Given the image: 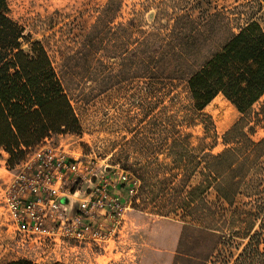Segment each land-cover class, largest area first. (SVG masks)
I'll return each instance as SVG.
<instances>
[{"label":"trees","instance_id":"1","mask_svg":"<svg viewBox=\"0 0 264 264\" xmlns=\"http://www.w3.org/2000/svg\"><path fill=\"white\" fill-rule=\"evenodd\" d=\"M170 1L156 6L149 23L146 5L123 19V0H107L81 35L83 43L68 57L86 58L94 74L112 78V88L141 78L150 90H167V95L177 82L198 114L218 95L236 109L240 117L223 133L224 148L205 155L206 179L193 189L198 198L188 210L200 224L193 228L190 261L264 264V138H251L256 125L264 126V100L253 108L264 97V0H233L243 7L240 18L247 17L236 25L230 11L217 9L213 0ZM9 11L8 0H0V154L6 155L8 169H14L31 148L56 135L78 134L81 127L47 49L29 39ZM218 34L223 39L214 43ZM205 118L206 128H213L210 117ZM206 188L216 194L207 204L202 197ZM239 195L248 198L240 206ZM180 208L184 218L183 200ZM203 236L207 243L202 249ZM235 238L245 243L234 256ZM181 260L186 259L175 255L172 264ZM0 264L61 263L17 258Z\"/></svg>","mask_w":264,"mask_h":264},{"label":"rangeland","instance_id":"2","mask_svg":"<svg viewBox=\"0 0 264 264\" xmlns=\"http://www.w3.org/2000/svg\"><path fill=\"white\" fill-rule=\"evenodd\" d=\"M106 2L8 0V5L10 17L24 28V34L47 49L80 123V133L56 135L49 142L60 144L72 153L87 155L91 165L119 164L141 178L140 201L126 225L125 240L112 242V249L110 246L103 253L74 241L38 243L18 232L1 197L14 172L8 169L6 155L1 152L0 261L26 258L38 263L61 264H172L175 255H182L186 260L178 264H192L190 257L195 253L196 236L193 228L200 224L194 219V211L188 210L195 207L198 198L193 189L206 179L205 155L224 148L223 133L240 114L221 95L200 114L194 112L185 87L177 82L169 86L167 95V90L155 87L150 90L141 78L112 88V78L94 74L86 58L75 61L68 57L72 49L83 43L81 35L90 29ZM162 2L173 1L123 0L122 18L146 5L144 17L150 23L156 6ZM213 3L219 10L230 11L233 25L247 18H240L238 12L243 7L236 6L233 0H213ZM221 34L214 38V43L222 41ZM23 47L26 49L28 44L24 43ZM262 100L264 97L254 105V110ZM205 116L210 117L213 128H206ZM251 138L254 141L264 138V126L256 125ZM199 159L201 163L197 164ZM215 195L211 188L202 193L206 204L214 201ZM181 200L187 206L184 218ZM247 201V197L239 195L236 205ZM183 226L187 228L184 230ZM200 242L201 248H205L207 238L201 237ZM235 243L238 246L232 248L234 256L245 240L235 238Z\"/></svg>","mask_w":264,"mask_h":264},{"label":"built area","instance_id":"3","mask_svg":"<svg viewBox=\"0 0 264 264\" xmlns=\"http://www.w3.org/2000/svg\"><path fill=\"white\" fill-rule=\"evenodd\" d=\"M49 140L29 150L2 190L11 224L38 243L74 241L103 253L112 249V242L125 240L140 201V179L119 164L91 165L87 155Z\"/></svg>","mask_w":264,"mask_h":264},{"label":"water","instance_id":"4","mask_svg":"<svg viewBox=\"0 0 264 264\" xmlns=\"http://www.w3.org/2000/svg\"><path fill=\"white\" fill-rule=\"evenodd\" d=\"M63 202H66V198H62L61 199ZM72 206H71V210H70V213H72L73 212V210H74V208H75V203L74 202H72V204H71Z\"/></svg>","mask_w":264,"mask_h":264},{"label":"bare ground","instance_id":"5","mask_svg":"<svg viewBox=\"0 0 264 264\" xmlns=\"http://www.w3.org/2000/svg\"><path fill=\"white\" fill-rule=\"evenodd\" d=\"M224 102H225V101H224ZM223 120H225V119H223ZM223 120H222V121H223ZM220 123L222 124L223 122H220Z\"/></svg>","mask_w":264,"mask_h":264}]
</instances>
